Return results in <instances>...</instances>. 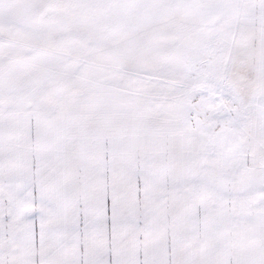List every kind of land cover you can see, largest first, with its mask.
<instances>
[{"label":"snow or ice","instance_id":"obj_1","mask_svg":"<svg viewBox=\"0 0 264 264\" xmlns=\"http://www.w3.org/2000/svg\"><path fill=\"white\" fill-rule=\"evenodd\" d=\"M0 264H264V0H0Z\"/></svg>","mask_w":264,"mask_h":264}]
</instances>
